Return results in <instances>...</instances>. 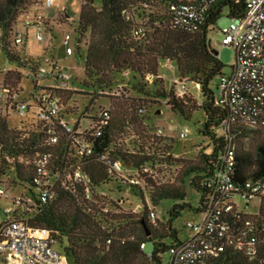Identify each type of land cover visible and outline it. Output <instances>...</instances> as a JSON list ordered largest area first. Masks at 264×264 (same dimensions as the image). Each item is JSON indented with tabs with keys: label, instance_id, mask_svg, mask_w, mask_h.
<instances>
[{
	"label": "trees",
	"instance_id": "trees-1",
	"mask_svg": "<svg viewBox=\"0 0 264 264\" xmlns=\"http://www.w3.org/2000/svg\"><path fill=\"white\" fill-rule=\"evenodd\" d=\"M80 1L79 17L73 25L77 51L84 58L83 82L75 90L55 91L61 101L60 112L50 123L39 121L37 113L31 122L11 128L8 112H16L18 105L12 95L22 91L24 76L37 90L35 79L42 66L39 59L26 55V34L22 43H16L21 33L18 24L32 9L43 7L44 0H0V51L17 68L3 74L0 86V91L9 90L5 99L0 98V186L27 189L29 196L12 201L14 218L50 232L69 264H164L169 249L182 242L172 222L185 210L200 216L207 208L211 198L207 183L222 162L229 138L236 156L231 176L235 187L243 190L247 184L264 182V126L244 124L218 102L217 84L227 72L208 41L224 10L231 20L239 19L246 12L247 0H218L207 7L194 0ZM183 8H188L185 15L180 14ZM201 8L205 9L199 13ZM124 12L130 14L129 19ZM189 13L199 18L194 30L184 28L180 21ZM161 65L174 66L175 81L167 89ZM188 85L199 92V107L189 105ZM181 87L183 95L179 94ZM76 95L88 104L69 122L67 117L80 112L72 103ZM103 99L114 102L110 108H100L98 102ZM25 101L29 103L27 113L43 109L33 97ZM163 104L183 121H189L193 112H203L198 134L210 144L202 150L199 162L183 167L172 184L159 176L160 169L183 162L173 154L171 136L158 125L162 110L152 111ZM225 121L230 123V135L223 132ZM69 125L71 132L67 131ZM50 129L55 131L56 143L51 141ZM249 139L254 142L252 149L247 147ZM81 143L90 145V153L81 149ZM109 161L122 164L124 178L110 172ZM42 164L46 176L41 174ZM76 172L80 177H75ZM187 184L200 196L197 208L186 202ZM44 187L51 191L46 202L40 195ZM129 192L138 203L129 199ZM167 200L176 204L163 223L157 207ZM239 215L251 218L256 226L257 256L247 257L241 249L226 246L214 263L264 264V198L257 215ZM229 217L223 221L235 228L236 218ZM148 242L154 245L150 255L145 252Z\"/></svg>",
	"mask_w": 264,
	"mask_h": 264
},
{
	"label": "built area",
	"instance_id": "built-area-1",
	"mask_svg": "<svg viewBox=\"0 0 264 264\" xmlns=\"http://www.w3.org/2000/svg\"><path fill=\"white\" fill-rule=\"evenodd\" d=\"M55 0H44L43 7L48 8L54 4ZM192 1V0H191ZM199 1L207 7L218 0H194ZM205 8H201V13ZM171 10H176L171 6ZM188 8H183L180 14L185 15ZM129 19L130 14L124 12ZM187 19H182L184 28L194 30L195 24L199 20L197 14L189 13ZM47 21L43 14H36L33 25L37 28L36 39L44 40V28ZM138 32L144 36L142 27ZM222 47H230L234 51V63L230 72L223 74L217 84L216 97L218 102L230 108L234 117H238L244 124L251 127L264 126V0H247L246 12L239 18L232 20L231 25L222 31ZM69 38L64 41L67 47L66 54L73 55V50L69 47ZM23 34L19 33L16 43H22ZM50 70L44 66L38 67L37 85L42 80L54 79L56 85L42 90H35L30 97L41 103L43 109L38 112V119L42 122L50 123L60 112V98L55 94L56 90L64 88L63 83L68 81L67 73L56 63L46 62ZM167 66V65H165ZM171 71L173 65L167 66ZM128 75V72L125 73ZM48 89V90H47ZM185 89L179 88V94L183 95ZM9 90L0 91V98H6ZM118 94V93H111ZM13 100L18 104L16 112L21 116L27 114L29 103L20 100V94H13ZM11 111L8 112V114ZM107 118L108 115L104 114ZM64 124V123H63ZM223 132L230 135L231 127L229 121L222 124ZM72 126H67V131L71 132ZM162 134V129L158 131ZM52 135V143L57 142L54 129L49 130ZM188 137V133L183 131L181 139ZM229 138V137H228ZM81 149L90 153V145L81 143ZM110 172L118 178H124L123 167L120 162H108ZM236 165L234 145L231 138L224 149L222 162L215 173L214 178L207 183L211 189V198L207 208L199 216V221L187 225L189 234L186 239L168 251V261L164 264H215V258L224 251L226 246H234L241 249L247 257H255L258 254L259 238L256 235V226L251 218H242L239 214H249L245 209L241 210V202H252L258 200L259 203L264 198V182L258 184H247L246 189L238 190L231 181L233 169ZM42 164L41 174L46 176L47 170ZM75 177H80L76 172ZM130 183L136 184L135 180ZM42 202L51 198V191L42 188ZM0 198L7 199V191L0 186ZM16 208L9 206L2 208L0 205V264H69L65 255L54 250V241L50 232L46 230H36L30 227L25 220H16L14 213ZM235 211V214H234ZM235 216H234V215ZM236 218L235 228L223 221L224 219ZM257 215V214H256ZM152 221L155 222V215L152 214ZM144 249V246H142Z\"/></svg>",
	"mask_w": 264,
	"mask_h": 264
},
{
	"label": "rangeland",
	"instance_id": "rangeland-1",
	"mask_svg": "<svg viewBox=\"0 0 264 264\" xmlns=\"http://www.w3.org/2000/svg\"><path fill=\"white\" fill-rule=\"evenodd\" d=\"M66 7L70 15L77 21L79 17V12L81 9V1L80 0H58L55 6V10H60L61 8ZM47 9V8H46ZM50 9V8H49ZM40 12L43 14L45 11L44 8H34L31 11L35 14L36 12ZM57 11H55L54 18L57 17ZM18 24V29L20 32H24L23 25L21 23ZM232 23L231 18L228 17V10L225 9L223 12L222 18L218 21L217 25L214 28V31L209 33L208 41L210 42L211 48L218 52V56L222 63L226 66V72L231 71V67L234 63V51L230 47H222L220 45L222 41V31L225 28H228ZM69 37V47L73 50L72 56H67L66 49L67 47L64 45L65 39ZM37 28L34 26L28 30V40L26 42V49L31 55L35 57H39L42 63L47 70L50 68L45 64L44 60H50L51 62H56L62 70L66 71L70 77V88L75 90L76 87L84 80V58L81 57L77 51V35L74 31V25L70 24H61L55 23L54 31L47 32L44 28V40L38 41L36 39ZM82 54L85 53L84 48L82 49ZM54 59V60H52ZM54 62V63H55ZM17 69L13 64L9 63L4 54L0 51V71L7 72L9 69ZM160 75L164 78V88H169L172 83L175 81V74L172 72L167 66L161 65L160 67ZM3 79V76L0 74V83ZM46 80V81H45ZM42 80V85L49 84L51 79ZM22 91L20 92V100H27L30 98V95L35 91L34 83L27 76H24L21 82ZM190 96L187 100L189 105L195 104L197 107L200 106L202 100L199 97V92L193 85H188ZM118 95V94H116ZM68 96V95H67ZM70 98L72 95H69ZM76 103L79 107L80 112L77 115H72L67 117V121L73 122L78 116L84 111L85 106L88 104V100L84 99L80 96H74L72 103ZM114 101L111 99H103L98 102V107L100 108H110L111 104ZM161 109L162 113L157 117L158 125L164 130L165 134L171 136L170 144L173 148V154L175 158H178L183 162L182 165H174L165 169H160L159 176L165 182H170L171 184L176 182V178H178L181 174L182 168L186 166H191L199 162L200 155L202 150H206L209 148L210 144L207 140H203L202 137L198 134V129L202 127L203 124V112H193L192 118L189 121H183L177 115L173 114L171 111L167 110L165 105H161L159 107L154 106L152 111L155 109ZM33 111V112H32ZM39 111L38 109H32L31 112L21 116L18 112H10L8 116V123L11 128L20 127L22 122H31L35 114ZM186 131L188 133V137L185 139L180 138V134ZM175 140V141H174ZM248 146L252 149L254 145L253 140H247ZM162 179H160L161 181ZM7 199H0V205L2 208H7L12 206V201L15 198L20 197L21 195L29 196L27 189L18 187L16 189H7ZM186 202L191 204L194 208L198 207L200 196L199 194L192 189L188 184L186 187ZM129 199L138 203V198L134 195L133 192L128 193ZM147 196H145L146 198ZM178 203V202H177ZM176 204L175 201L167 200L160 203L157 207V215L161 222L166 223L168 221V210ZM246 210L249 214L255 215L259 211V201L254 200L252 202L246 203L241 202V210ZM199 216L196 215L194 211L185 210L182 212L181 216L175 219L172 222V226L177 231L179 239L184 240L187 238L189 234V229L187 225L189 223H195L199 221ZM167 244H170V240L165 241ZM154 245L152 242L147 243L146 254L150 255L153 252ZM54 250L58 253L63 254V250L59 247V245H54ZM168 256H165L164 262L167 263Z\"/></svg>",
	"mask_w": 264,
	"mask_h": 264
},
{
	"label": "crops",
	"instance_id": "crops-1",
	"mask_svg": "<svg viewBox=\"0 0 264 264\" xmlns=\"http://www.w3.org/2000/svg\"><path fill=\"white\" fill-rule=\"evenodd\" d=\"M57 1L58 0H55L54 1V4L51 6V7H48L47 9L45 8V7H41V8H44L45 9V11H43L44 13H43V16H44V18H45V20L47 21V24H48V26H47V28H46V31L47 32H53L54 31V26H55V23L56 24H58V23H61V24H70V25H73V23L75 22V19L70 15V13L68 12V9L66 8V7H63V8H61L60 10H55V6H56V4H57ZM41 8H39V9H41ZM50 8V9H49ZM55 11H57L58 13H57V17H53L54 16V14H55ZM31 13V12H30ZM29 13V15H27L26 17H24L23 19H22V25H23V28H24V32H21L22 34H26L27 36H28V30L30 29V28H32L34 25H33V20H34V18H35V16H36V14H39L40 12L38 11V12H36L35 14H33L32 13V15ZM70 37V34L68 33V38ZM28 38V37H27ZM26 55L27 56H29V57H31V58H33V59H35V60H37V59H39L40 60V58L39 57H35L34 55H31L29 52H28V49H26ZM68 56V55H67ZM72 56V55H71ZM52 60H54V59H52ZM45 62H48V61H50V60H44ZM55 62V61H54ZM56 63V62H55ZM57 64V63H56ZM58 65V64H57ZM59 66V65H58ZM14 70H16L15 68H13V69H9L8 71H14ZM66 72V71H65ZM5 72H2V71H0V74L2 75V76H4L3 74H4ZM67 73V72H66ZM67 75H68V73H67ZM68 77H69V75H68ZM29 78V77H28ZM30 79V78H29ZM48 79V78H47ZM51 79V78H50ZM3 81H4V77H3V79H2V81H1V83H0V86L1 85H3ZM46 81V80H45ZM47 81H51L49 84H46V85H42V83L40 82L39 83V85H37V89H39V88H43V87H51V86H55L56 85V80H54V79H51V80H47ZM70 77L68 78V81L67 82H65V83H63L62 84V86L64 87V88H67V89H71L70 88ZM32 110V109H31ZM31 110L29 111V112H31ZM33 112V111H32ZM36 115V114H35ZM35 118V117H34ZM23 123H25V122H22L21 123V125L23 124ZM167 135V134H166ZM169 136V135H168Z\"/></svg>",
	"mask_w": 264,
	"mask_h": 264
},
{
	"label": "water",
	"instance_id": "water-1",
	"mask_svg": "<svg viewBox=\"0 0 264 264\" xmlns=\"http://www.w3.org/2000/svg\"><path fill=\"white\" fill-rule=\"evenodd\" d=\"M213 54H214V55H218V52H216V51H213Z\"/></svg>",
	"mask_w": 264,
	"mask_h": 264
}]
</instances>
